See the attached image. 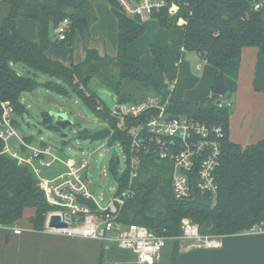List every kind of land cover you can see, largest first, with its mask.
<instances>
[{"label":"trees","instance_id":"16d2710c","mask_svg":"<svg viewBox=\"0 0 264 264\" xmlns=\"http://www.w3.org/2000/svg\"><path fill=\"white\" fill-rule=\"evenodd\" d=\"M10 6V14L0 26V103L9 102L17 112L22 111L20 96L32 93L43 86L47 91L68 95L74 94L98 119L107 122L113 130L111 141H119L123 150L127 148L126 132L119 127V120L111 118L108 109L96 94L83 87L82 79L96 77L101 85L110 89L119 102L135 99L134 93L158 92L167 77L164 56L160 48L150 47L152 68L159 77L142 71L139 62L128 54V46L142 36L141 23L126 16L115 0H109L117 20V51L114 57H99L95 50L87 48L88 26L86 20L90 11L89 0H57L47 7L40 0H3ZM255 2L263 5L264 0H185L191 12L182 28V46L193 52L209 66L223 72L225 94L235 96L241 52L247 47L264 46V23L260 20L263 7L253 10ZM72 8V12L67 9ZM186 12L187 10L184 9ZM182 15L186 16V12ZM161 28L179 27L167 23L165 13L152 14ZM19 18L32 19L39 25L35 42L23 39L17 32ZM64 18L71 22L72 31L66 41L72 43L76 27L82 38L85 59L82 63L63 67L50 60L46 51L50 45L49 27ZM86 24L79 23L84 19ZM175 23V21H174ZM87 36V37H86ZM86 37V38H85ZM20 67L31 77L17 73ZM42 74L62 82L59 85L48 81L39 83L37 75ZM142 89L135 90V86ZM4 91L11 94L7 98ZM217 96L199 103H175L169 113L186 115L208 125L221 126L224 139L221 144L220 164L216 171L218 191L211 207L190 202L177 201L170 189L169 165L146 158L142 160L138 177L133 183V195L120 211L121 225H141L156 235L175 240L181 234L183 219L198 225L202 235L226 236L264 229V141L245 147L229 140L230 113L226 108L216 106ZM1 112V110H0ZM124 123L129 126L136 121ZM25 141L31 144V139ZM3 144L0 141V151ZM110 171L118 183L119 191L127 185V174L115 177L116 165L110 162ZM50 207L46 204L37 180L30 170L6 154H0V226L18 225L25 211H29V224L35 231L44 230V222ZM176 244V242H174ZM176 249L173 251L172 263Z\"/></svg>","mask_w":264,"mask_h":264},{"label":"built area","instance_id":"2783aa9c","mask_svg":"<svg viewBox=\"0 0 264 264\" xmlns=\"http://www.w3.org/2000/svg\"><path fill=\"white\" fill-rule=\"evenodd\" d=\"M120 10L129 18L139 15L140 18L152 14L165 13L184 28L191 12L187 10L185 0H115ZM186 9L187 12L184 10ZM262 9V4L255 2L254 11ZM185 11L186 16L182 15ZM68 18L62 19L56 25V41H66L72 31ZM185 49L180 47L176 54L175 67L177 71L182 63ZM178 73L165 80L169 84L170 94L165 99L156 95H145L144 99L127 104L118 102L108 110L111 118L119 121H136L124 130L128 140L124 151L126 169L116 173L115 177L127 174V185L119 191L115 181L114 196L110 200L98 201L89 190L91 180L86 176L88 158L80 159L76 164L63 162L52 152L51 147L41 143L42 147H33L25 139L20 138L15 129L14 109L3 101L0 103V141L3 144L0 154H6L26 166L37 180V186L42 191L50 210L46 214L44 227L46 230L66 237H78L98 242L116 244L120 249L135 254L140 264H155L159 260L161 250L170 239L156 235L150 229L141 225H121L118 222L120 211L126 201L133 195V183L138 177L142 160L149 158L169 165L170 189L177 201L190 202L194 198V190L200 197H210L214 203L218 185L216 171L220 164L221 144L224 131L221 126L208 125L186 115L169 113L172 107L171 94L178 84ZM218 108L230 109L231 102H216ZM110 130L111 138L113 130ZM15 138L19 150L8 145ZM123 149V148H122ZM116 157H110L109 162H115ZM118 158V157H117ZM119 160V159H118ZM59 162L66 167L63 173L52 179L43 176V168H50ZM119 168V162L116 169ZM77 196L91 199L95 209L77 201ZM52 216H58L67 224L64 229H48L47 224ZM255 228L250 232L261 231ZM181 234L175 240L188 241L190 247L211 248L218 246L217 237L202 235L198 225L189 219H183L180 225ZM14 234L21 230L13 228Z\"/></svg>","mask_w":264,"mask_h":264},{"label":"rangeland","instance_id":"374dc122","mask_svg":"<svg viewBox=\"0 0 264 264\" xmlns=\"http://www.w3.org/2000/svg\"><path fill=\"white\" fill-rule=\"evenodd\" d=\"M45 3H55L57 0H43ZM90 11L86 20L89 21L87 45L89 49L107 56L116 55L117 51V20L112 10L109 0H89ZM72 12L73 9H67ZM149 23L142 25L144 32L142 36L132 43L129 48L130 54L134 55L141 65L142 71L159 77L157 70L152 68V56L150 47H159L163 53L165 65L168 68V75L165 79L171 81V76L176 74L177 68L174 65V53H178L181 45L182 32L179 27H171L166 30L161 29L154 18ZM85 22H79L86 24ZM167 23H175L167 17ZM74 38L72 43H59L56 41V27H49L50 45L47 49L52 59L58 60L63 67L69 68L73 64L83 61L84 54L82 51V38L77 28H74ZM86 36V37H87ZM85 37V38H86ZM86 45V46H87ZM183 64L180 67L179 82L171 94V101L175 103H199L203 100L210 99L212 92L204 83V77H209L210 69L213 67L206 64L203 60L196 58L194 54L186 51L183 55ZM192 62V63H191ZM199 65V71L196 66ZM211 67V68H210ZM17 73L24 77H31L26 70L15 67ZM216 74H212V78ZM37 81L45 83L48 81L62 85L59 80H54L48 76L38 74ZM88 88L92 90L97 98L110 110L115 107L119 100L115 94L105 86L101 85L96 77L87 82ZM135 90H142L135 86ZM145 95H156L160 99L169 96V84L165 81L164 85L158 92L144 90ZM235 96L225 94L218 96L217 100L226 103L231 102L232 107L229 109L230 115L233 113ZM138 99L126 102L127 104L135 103ZM19 103L22 111H15V129L20 138L31 139V146L42 147L40 144L46 143L51 147L52 152L56 154L63 162L67 164H76L80 159L88 158V169L86 176L92 182L89 190L95 195L98 201L110 200L115 192L114 175L110 171V157H118L119 168L116 173H121L126 169V156L119 141H111L110 138L90 143L83 140L84 135H91L100 130L106 129L107 122L98 119L91 111L74 94L68 90V95L57 94L54 91H47L43 86L38 87L35 91L24 93L20 96ZM52 114L66 115L67 119L72 122V126L64 130L55 127V118ZM119 127L123 131L125 128L124 121H119ZM66 137L63 138L62 135ZM229 136V132H228ZM231 136V135H230ZM8 145L19 150L18 142L15 138L8 141ZM66 167L55 162L50 168H43V176L52 179L60 173H63ZM28 212L25 211L24 215ZM45 224V222H44Z\"/></svg>","mask_w":264,"mask_h":264},{"label":"crops","instance_id":"0c3cea01","mask_svg":"<svg viewBox=\"0 0 264 264\" xmlns=\"http://www.w3.org/2000/svg\"><path fill=\"white\" fill-rule=\"evenodd\" d=\"M40 1L47 7L56 3ZM262 7L264 11V2ZM9 14L10 6L0 0V26ZM148 17L152 16L141 18V25L150 22L151 19ZM155 21L158 24L156 19ZM16 28L18 34L26 41L37 40L39 25L34 20L19 18L16 21ZM180 30L183 36L182 28ZM131 45L128 46V54L139 62L130 54ZM87 48L89 49L88 45ZM82 51L85 59L83 44ZM190 53L202 60L199 55ZM97 54L99 57L107 56L98 52ZM176 54L173 55L174 60ZM46 55L50 60L58 62L52 59L48 50ZM183 62L182 60L180 67ZM180 67L178 71L176 70L178 78ZM166 69L168 73V68ZM197 70L199 71V65L196 66ZM210 70L209 77L205 76L203 81L212 92L216 79V77L212 78V74L217 76V70L214 68ZM234 101L233 113L229 118V140L242 147L264 141V46L247 47L242 50ZM27 212L18 225L0 226V264H140L135 254L120 249L114 243L66 237L50 232L45 227L42 231H35L28 222L31 214ZM14 227H18L21 233L14 234ZM217 241L218 246L196 248L190 247L188 241L168 240L155 264H171L175 249L173 264H264V229L219 236Z\"/></svg>","mask_w":264,"mask_h":264},{"label":"water","instance_id":"95a60500","mask_svg":"<svg viewBox=\"0 0 264 264\" xmlns=\"http://www.w3.org/2000/svg\"><path fill=\"white\" fill-rule=\"evenodd\" d=\"M66 3H69L70 0H63ZM133 20L137 23L141 22V18L139 15H135L133 17ZM260 20L264 23V12L260 17ZM79 22L84 23V20H79ZM88 80H90L89 76H86L82 79V84L83 87L87 85ZM227 92V88L224 84V79H223V72L219 71L217 73L216 79H215V84L212 89V94L215 96H223ZM4 94L6 95L7 98L11 97V94L7 93V91H4ZM134 97L138 100L144 99L145 95L143 94H137L134 93ZM51 117L55 118V127L61 130L66 129L67 127L72 126V122L67 119L66 115H58V114H52ZM110 136V130L109 128L100 130L98 132H95L94 134L91 135H84L83 140H88L90 143L95 142V141H100V140H105ZM63 138L66 137L65 134L62 135ZM118 158H115V165H118ZM77 201L85 206H87L89 209L94 210L95 205L91 199H84L81 196H77ZM190 203H195L197 205H201L204 207H211L213 205L212 199L210 197H200L196 191L194 190V198L190 201ZM67 227V224L61 221V219L58 216H52L47 224L48 229H54V230H59V229H64Z\"/></svg>","mask_w":264,"mask_h":264}]
</instances>
